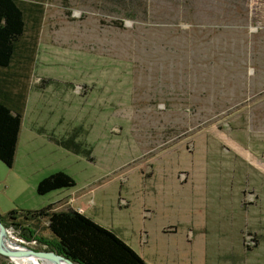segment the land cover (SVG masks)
I'll list each match as a JSON object with an SVG mask.
<instances>
[{"label":"rangeland","instance_id":"rangeland-1","mask_svg":"<svg viewBox=\"0 0 264 264\" xmlns=\"http://www.w3.org/2000/svg\"><path fill=\"white\" fill-rule=\"evenodd\" d=\"M14 1L36 49L0 214L81 210L147 264H264V0ZM74 128L93 161L39 134ZM55 171L75 186L37 194ZM6 229L55 251L46 222Z\"/></svg>","mask_w":264,"mask_h":264},{"label":"trees","instance_id":"trees-1","mask_svg":"<svg viewBox=\"0 0 264 264\" xmlns=\"http://www.w3.org/2000/svg\"><path fill=\"white\" fill-rule=\"evenodd\" d=\"M24 28L23 11L18 4L14 0H0V161L8 167L14 163L27 98V85L19 78H27L36 49L35 39L25 38ZM13 88L16 91L11 98ZM77 135L78 130L74 128L64 136L47 134V138L66 151L93 161L92 147L76 140ZM75 184L66 172L55 171L38 181L36 192L44 195ZM0 222L5 227L22 231L25 239L35 237L34 229L46 222V228L54 238L55 252L75 264H147L113 232L68 206L50 203L39 209L11 210L5 215L0 214Z\"/></svg>","mask_w":264,"mask_h":264},{"label":"water","instance_id":"water-1","mask_svg":"<svg viewBox=\"0 0 264 264\" xmlns=\"http://www.w3.org/2000/svg\"><path fill=\"white\" fill-rule=\"evenodd\" d=\"M0 229L3 233L7 231L6 227L1 222H0ZM0 254L10 258L11 260H13V257L19 256V255L31 254V255H37L42 258L51 259L55 262H58L59 264H60L59 262L60 259H63L64 261L69 262V264H75V262H73L66 256L58 254L55 251L35 250V249L28 248L25 246H24V249L17 250L13 248H8L0 243Z\"/></svg>","mask_w":264,"mask_h":264},{"label":"bare ground","instance_id":"bare-ground-1","mask_svg":"<svg viewBox=\"0 0 264 264\" xmlns=\"http://www.w3.org/2000/svg\"><path fill=\"white\" fill-rule=\"evenodd\" d=\"M0 243L8 248H13V249H17V250H21L24 249V246L21 244H17V243H13L11 241H9L3 234V232L0 229ZM20 257H24L26 259V261L29 264H52L54 262H51L49 259L47 258H42L39 257L37 255H31V254H25V255H19ZM18 257V256H17ZM39 261V262H38ZM41 262V263H40ZM60 264H63L61 262V260H59ZM55 264H59L58 262Z\"/></svg>","mask_w":264,"mask_h":264},{"label":"crops","instance_id":"crops-1","mask_svg":"<svg viewBox=\"0 0 264 264\" xmlns=\"http://www.w3.org/2000/svg\"><path fill=\"white\" fill-rule=\"evenodd\" d=\"M11 90V89H10ZM16 91V88H13L12 89V93H11V98H12V96H13V93ZM14 98V97H13ZM10 101V100H9ZM27 111V102H26V105H25V109H24V112H23V116H22V123H21V128H20V132H19V137H20V134H21V131H22V128H23V120H24V117L26 116V112ZM37 133H39L38 131H37ZM40 135H42V136H44V137H47L46 136V132H44V131H41L40 133H39ZM49 141V140H48ZM18 142H19V138H18ZM49 142H51V141H49ZM52 143V142H51ZM17 145H18V143H17ZM16 151H17V148H16ZM15 156H16V154H15ZM14 161H15V159H14ZM74 209V208H73ZM75 210H77V209H75ZM82 214H84L82 211H80ZM85 215V214H84ZM86 216V215H85Z\"/></svg>","mask_w":264,"mask_h":264},{"label":"built area","instance_id":"built-area-1","mask_svg":"<svg viewBox=\"0 0 264 264\" xmlns=\"http://www.w3.org/2000/svg\"><path fill=\"white\" fill-rule=\"evenodd\" d=\"M77 211H79V212H80L81 210H77Z\"/></svg>","mask_w":264,"mask_h":264}]
</instances>
